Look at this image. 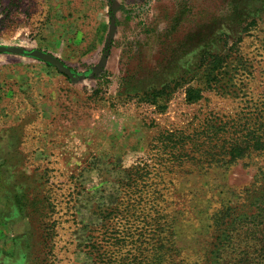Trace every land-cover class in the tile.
<instances>
[{
    "label": "rangeland",
    "instance_id": "rangeland-1",
    "mask_svg": "<svg viewBox=\"0 0 264 264\" xmlns=\"http://www.w3.org/2000/svg\"><path fill=\"white\" fill-rule=\"evenodd\" d=\"M263 121L264 0H0V264H208Z\"/></svg>",
    "mask_w": 264,
    "mask_h": 264
},
{
    "label": "trees",
    "instance_id": "trees-1",
    "mask_svg": "<svg viewBox=\"0 0 264 264\" xmlns=\"http://www.w3.org/2000/svg\"><path fill=\"white\" fill-rule=\"evenodd\" d=\"M188 100L192 101L193 92L189 90ZM246 140L240 147L243 157L251 155L254 152L264 153V121L255 130H249ZM264 175V168L261 169ZM151 189V188H149ZM246 210L239 206V203L222 206L212 217V239L214 244L210 252V258H207L209 264H264V185L260 188L257 200ZM254 211H256L254 213ZM248 212H250L248 214ZM244 217L246 220H244ZM252 225V232L245 233L244 223ZM145 243L151 245L155 250L152 261L162 262L160 257H173L174 242L173 232L160 230L155 232ZM158 249L166 251L163 256L157 255ZM162 251V252H163ZM98 252V258L105 262V259ZM156 262V263H157ZM155 263V264H156ZM105 264V263H102Z\"/></svg>",
    "mask_w": 264,
    "mask_h": 264
}]
</instances>
